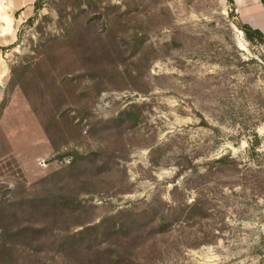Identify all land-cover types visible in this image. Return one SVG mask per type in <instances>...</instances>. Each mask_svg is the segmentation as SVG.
Wrapping results in <instances>:
<instances>
[{"label": "rangeland", "instance_id": "obj_1", "mask_svg": "<svg viewBox=\"0 0 264 264\" xmlns=\"http://www.w3.org/2000/svg\"><path fill=\"white\" fill-rule=\"evenodd\" d=\"M234 2L38 0L2 50L0 264H264V47L236 26L264 8Z\"/></svg>", "mask_w": 264, "mask_h": 264}, {"label": "trees", "instance_id": "obj_2", "mask_svg": "<svg viewBox=\"0 0 264 264\" xmlns=\"http://www.w3.org/2000/svg\"><path fill=\"white\" fill-rule=\"evenodd\" d=\"M225 1H226L227 5H228V10L230 11V13L232 15L236 16L235 2H234V0H225ZM260 3L264 7V0H260ZM37 8H39V6H38V0H36L35 3H34V10H37ZM236 26L242 32V35H243V37H244L245 40H247L250 43H253L255 45H259V46H263L264 47V33L259 28L252 27L250 24L244 23V22H240V21L236 22ZM254 136H255V138L257 140L256 133H254ZM226 160H228V162H231V163L234 162V160H232L231 158H228V157H224L222 159H219V162L225 163ZM42 199L47 200V201L57 200V198L55 199L54 197H51V196H46V197H43ZM39 200L40 199H38V198L37 199H31L30 202L32 203V202H36V201H39ZM65 202H68V200H66ZM78 206H82V205L80 203H77L76 207H74L73 210L75 211ZM138 209H139L138 206H134V207H132V209H123V210H120L118 214L119 215H121V214L122 215L123 214L132 215L133 212L134 213L135 212H138L137 213V216H139V217L140 216L141 217L142 216L143 217L144 216H147V213L148 212L146 210H143V211L140 210L141 212H139V211H137ZM135 215H136V213H135ZM115 216H116V214L115 215H109V216L105 217L103 219V221H102V225H106L105 222L107 223V222L113 220L115 218ZM119 221H122V220H119ZM127 221L128 220H126L124 222L122 221V223H120V225L121 226L126 225L127 224ZM129 221H131V220H129ZM129 221H128V223H132V222H134V219L131 222H129ZM96 225H98V224H96ZM93 227L94 226L88 225V226L84 227L82 230H80V231H78L76 233L69 234L67 237H70V235L72 237H75V236L77 237V236L84 235L88 231L92 230ZM165 227H166L165 222L159 220L158 222H156L155 225H153V228H151L150 230L152 231V229H153L152 232H154L156 234H159V233H163V230L165 229ZM108 228H109V226L106 225L104 231L109 230ZM43 229H44V227L26 226V227H20L16 231V233L22 234V233H24L26 231H31L34 234H40V233H42V230ZM261 239H262L261 242L264 243V237H262Z\"/></svg>", "mask_w": 264, "mask_h": 264}, {"label": "crops", "instance_id": "obj_3", "mask_svg": "<svg viewBox=\"0 0 264 264\" xmlns=\"http://www.w3.org/2000/svg\"><path fill=\"white\" fill-rule=\"evenodd\" d=\"M35 1L0 0V79L7 72L2 50L15 43L17 29L34 10Z\"/></svg>", "mask_w": 264, "mask_h": 264}, {"label": "bare ground", "instance_id": "obj_4", "mask_svg": "<svg viewBox=\"0 0 264 264\" xmlns=\"http://www.w3.org/2000/svg\"><path fill=\"white\" fill-rule=\"evenodd\" d=\"M238 1H239V0H236L237 3H239ZM263 32H264V31H263Z\"/></svg>", "mask_w": 264, "mask_h": 264}, {"label": "water", "instance_id": "obj_5", "mask_svg": "<svg viewBox=\"0 0 264 264\" xmlns=\"http://www.w3.org/2000/svg\"><path fill=\"white\" fill-rule=\"evenodd\" d=\"M136 96H138V94H135Z\"/></svg>", "mask_w": 264, "mask_h": 264}]
</instances>
